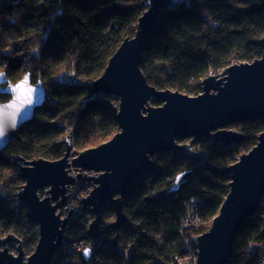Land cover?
<instances>
[{
	"label": "trees",
	"instance_id": "1",
	"mask_svg": "<svg viewBox=\"0 0 264 264\" xmlns=\"http://www.w3.org/2000/svg\"><path fill=\"white\" fill-rule=\"evenodd\" d=\"M142 3L0 0V75L17 83L31 73L32 82L42 83L48 92L35 118L0 153V240L15 234L29 251H34L39 240L29 208L19 200L25 185L19 158L56 161L65 154L67 135L72 136L75 150L84 151L111 140L119 131L109 107L111 97L95 95L92 84L124 40L135 36L146 11ZM263 37L262 0H189L161 14L156 30L145 39L141 70L159 90L198 96L208 76L261 58L264 50L259 40ZM9 99L0 94L1 101ZM231 127L246 136L243 144L224 148L208 138L189 140L195 150L207 154L203 164L171 154L151 157L158 171L143 175L123 199L127 223L119 231L118 249L111 247L116 232L109 225L115 211L107 202L100 232L107 245L88 260L82 253L67 258L59 254L52 264H170L181 253L185 237L192 239L209 230L230 192L226 169L253 148L264 131L260 120ZM184 171L193 174L174 191L175 179ZM191 198L204 201L203 223L198 231L182 233ZM80 221L67 229L77 237L86 227ZM263 255L264 198L258 215L239 232L229 264H264Z\"/></svg>",
	"mask_w": 264,
	"mask_h": 264
},
{
	"label": "water",
	"instance_id": "2",
	"mask_svg": "<svg viewBox=\"0 0 264 264\" xmlns=\"http://www.w3.org/2000/svg\"><path fill=\"white\" fill-rule=\"evenodd\" d=\"M188 1L143 0L146 11L138 21L135 36L124 40L102 75L93 82L95 95L120 100L119 106L109 104L119 130L111 140L77 151L72 136L67 135L63 140L65 154L59 160L18 159L21 177L25 180L19 199L27 205L31 220L38 226L39 240L34 252L26 257L22 240L15 234L2 238L0 264L53 263L68 227L67 218L62 220L60 212L56 214V211L66 202L68 186L79 179L93 185L88 197L81 200L82 210L90 208L94 215L89 235L92 238L100 235L102 212L105 203L110 202L114 206L115 220L109 229L116 232L111 247L118 249L119 231L127 223L123 199L143 175L158 171L151 157L158 153L171 154L203 164L208 160L207 154L195 150L191 143H179V138L191 139L192 143L208 138L230 148L246 141L243 133L229 129L230 126L251 120L264 123V51L261 58L251 63L233 64L219 75L205 78L203 92L198 96L159 90L148 83L141 70L145 39L156 30L158 18L164 11ZM259 45L264 50V37ZM0 94L10 97L6 102L0 100L4 126V134L0 136L1 153L19 138L21 127L35 118L48 92L42 83L32 82L31 73L17 83L9 82L5 74H1ZM151 102L162 105L153 107ZM9 105L14 107L9 108ZM72 170L79 174L74 177ZM226 173L231 179L230 192L211 228L194 238L198 264H229L239 232L258 215L264 198V131L258 136L256 146L241 155ZM192 174L193 171L180 173L173 190L177 191ZM43 189L47 191L42 198ZM10 244L18 255L10 252ZM83 255L88 260L91 251Z\"/></svg>",
	"mask_w": 264,
	"mask_h": 264
},
{
	"label": "built area",
	"instance_id": "3",
	"mask_svg": "<svg viewBox=\"0 0 264 264\" xmlns=\"http://www.w3.org/2000/svg\"><path fill=\"white\" fill-rule=\"evenodd\" d=\"M72 174L76 177L79 173L77 171L72 170ZM84 174V173H83ZM87 175H93V173H87ZM83 180H76V182L72 185L68 186V191L66 193V202L60 208L57 209L56 214L60 212V218L64 220L71 219L72 214L86 215L87 225L90 226L91 222L94 219V215L92 212L88 210L76 209L74 205H72L71 197L80 196L81 199H85L88 197L90 192L93 190V185L91 182L86 181L82 184ZM70 194V195H69ZM204 201L198 198H191L187 205L186 216L182 221L181 225V232L182 233H189L191 231H196L200 228L202 224V218L200 214V210L203 206ZM70 207V208H69ZM64 208V209H63ZM63 209V210H62ZM73 210L71 215L69 216L68 213ZM79 210V211H76ZM68 229V227H67ZM66 229L63 235V242L61 249L57 252L56 256L62 254L65 258L73 255V254H81L87 250H90L92 253L99 249L101 246H105L106 241L100 235L97 238H92L89 234H87V230L84 231L85 236H80L75 239H71V235L69 234L68 230ZM194 243V242H193ZM192 243V239L189 237H185L184 244L181 250V253L178 255L173 256L172 262L170 264H198L197 259V249L194 247ZM91 253V254H92ZM55 256V257H56ZM69 259L66 260L68 262ZM63 264V263H62Z\"/></svg>",
	"mask_w": 264,
	"mask_h": 264
},
{
	"label": "rangeland",
	"instance_id": "4",
	"mask_svg": "<svg viewBox=\"0 0 264 264\" xmlns=\"http://www.w3.org/2000/svg\"><path fill=\"white\" fill-rule=\"evenodd\" d=\"M217 75H219V74H217ZM111 99H112V102L111 103H113L114 105H116V106H119V103H120V100L118 99V98H116V97H111ZM151 104V106H153V107H158V106H161L162 104L161 103H157V102H151L150 103ZM229 129H233L231 126L229 127ZM233 130H236V129H233ZM237 131V130H236ZM118 133V132H117ZM189 140H191V139H185V141L184 142H180V143H190V141ZM192 141V140H191ZM106 142H108V141H106ZM106 142H104V143H106ZM258 142V141H257ZM101 145V144H100ZM99 145V146H100ZM256 146V145H255ZM252 149V148H251ZM250 149V150H251ZM250 150H248L247 152H245V153H248ZM244 153V154H245ZM237 161H239V159L237 160ZM236 161V162H237ZM23 190V189H22ZM42 191V190H41ZM43 193H41L40 192V195H41V197L43 198V197H46V191H47V189H43ZM20 200V199H19ZM71 200H72V205H74V207L76 208V209H80V208H82L83 209V205H82V203H81V198H80V196H76V197H71ZM54 205H55V203H54ZM70 208V207H69ZM64 209V208H63ZM62 209V210H63ZM90 210V209H89ZM76 211H79V210H76ZM89 212H91V211H89ZM68 215H69V213H68ZM78 220H81L80 221V223L81 224H84L85 223V226L86 227H84V228H82L81 230H80V236H85L84 234V231L85 230H87V234H89L88 233V231H89V226L87 225V219H86V215H84V214H81V215H77V214H72V216H71V219H69V222H68V227H69V225L70 224H72L73 222L75 223H77V221ZM94 220V219H93ZM114 221V220H113ZM112 221V222H113ZM203 223V222H202ZM212 225V224H211ZM211 225H210V228H211ZM209 228V229H210ZM78 229V228H77ZM199 230V229H198ZM198 230H196V231H198ZM78 231V230H77ZM69 232V234L71 235V239H75V238H77V235H75L74 233H72L71 232V230H69L68 231ZM201 235V234H200ZM197 236H199V235H197ZM196 236V237H197ZM194 238L195 237H193L192 238V242H194ZM114 240V239H113ZM195 244V243H194ZM10 246V245H9ZM9 249H10V252L11 253H13L14 255H18V253H17V251H16V248H10L9 247ZM61 249V248H60ZM25 250V249H24ZM35 250V249H34ZM97 251V250H96ZM95 251V252H96ZM25 252H26V257H28L30 254H32L34 251H29V250H25ZM95 252H91L92 254H91V256H90V258H92V255L95 253ZM84 253V252H83ZM82 253V254H83ZM77 254H73V255H71V257H74V256H76ZM263 259H264V255H263ZM264 262V261H263Z\"/></svg>",
	"mask_w": 264,
	"mask_h": 264
},
{
	"label": "snow or ice",
	"instance_id": "5",
	"mask_svg": "<svg viewBox=\"0 0 264 264\" xmlns=\"http://www.w3.org/2000/svg\"><path fill=\"white\" fill-rule=\"evenodd\" d=\"M8 107L11 108V107H14V105H9ZM2 117H3V109H0V136L4 134V126L2 122ZM12 117H13V122H14L15 113L12 114Z\"/></svg>",
	"mask_w": 264,
	"mask_h": 264
},
{
	"label": "bare ground",
	"instance_id": "6",
	"mask_svg": "<svg viewBox=\"0 0 264 264\" xmlns=\"http://www.w3.org/2000/svg\"><path fill=\"white\" fill-rule=\"evenodd\" d=\"M183 4V3H182ZM175 5V4H174ZM165 12V11H164ZM160 17H161V15L159 16V18H158V24H159V20H160ZM158 26V25H157ZM226 69V68H225ZM75 149V148H74Z\"/></svg>",
	"mask_w": 264,
	"mask_h": 264
}]
</instances>
